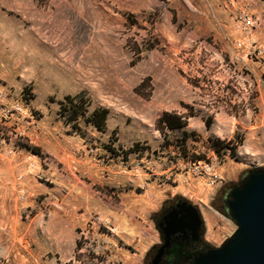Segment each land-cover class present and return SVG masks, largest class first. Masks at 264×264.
<instances>
[{
    "label": "rangeland",
    "instance_id": "rangeland-1",
    "mask_svg": "<svg viewBox=\"0 0 264 264\" xmlns=\"http://www.w3.org/2000/svg\"><path fill=\"white\" fill-rule=\"evenodd\" d=\"M261 169L264 0H0V264H140L176 198L218 248Z\"/></svg>",
    "mask_w": 264,
    "mask_h": 264
},
{
    "label": "water",
    "instance_id": "water-1",
    "mask_svg": "<svg viewBox=\"0 0 264 264\" xmlns=\"http://www.w3.org/2000/svg\"><path fill=\"white\" fill-rule=\"evenodd\" d=\"M225 206L237 226L235 233L222 246L198 256L193 264H264V169L249 171L226 195ZM189 211L180 218L171 213L165 218L166 237L187 223L200 227L203 221L198 210L190 206Z\"/></svg>",
    "mask_w": 264,
    "mask_h": 264
},
{
    "label": "flooded vegetation",
    "instance_id": "flooded-vegetation-1",
    "mask_svg": "<svg viewBox=\"0 0 264 264\" xmlns=\"http://www.w3.org/2000/svg\"><path fill=\"white\" fill-rule=\"evenodd\" d=\"M190 206L198 210L195 205L182 198H176L165 203L156 220L159 230V241L152 247L149 255L145 256L140 264H193L198 256L212 249L203 238V222L196 229L192 221V223H187L185 220L188 225L184 226V229L175 232L169 237L164 235L165 218L170 213L176 218L188 215L191 213L189 211Z\"/></svg>",
    "mask_w": 264,
    "mask_h": 264
},
{
    "label": "trees",
    "instance_id": "trees-1",
    "mask_svg": "<svg viewBox=\"0 0 264 264\" xmlns=\"http://www.w3.org/2000/svg\"><path fill=\"white\" fill-rule=\"evenodd\" d=\"M64 98L67 104L66 107L68 108L71 114H74V116H77L78 114L82 115L81 101L83 97L81 96V94H78L75 97L66 95ZM107 113L108 112L106 109L97 108L93 110L91 115L86 118V122L91 123L94 127L98 129H103L104 123L106 121ZM160 120L163 123V125L170 130L175 129V128H182L185 126V122H182V118L180 116L175 117L167 112H164L161 115ZM209 123H210V119L206 120L205 125L208 127ZM226 147H229V146H226Z\"/></svg>",
    "mask_w": 264,
    "mask_h": 264
},
{
    "label": "built area",
    "instance_id": "built-area-1",
    "mask_svg": "<svg viewBox=\"0 0 264 264\" xmlns=\"http://www.w3.org/2000/svg\"><path fill=\"white\" fill-rule=\"evenodd\" d=\"M93 221H94V222H97V220H96V219H94Z\"/></svg>",
    "mask_w": 264,
    "mask_h": 264
}]
</instances>
